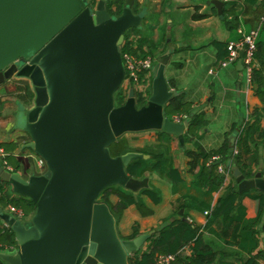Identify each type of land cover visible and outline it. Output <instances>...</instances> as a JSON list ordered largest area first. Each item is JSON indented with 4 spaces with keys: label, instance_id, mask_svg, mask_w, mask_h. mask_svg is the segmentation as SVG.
Listing matches in <instances>:
<instances>
[{
    "label": "water",
    "instance_id": "obj_1",
    "mask_svg": "<svg viewBox=\"0 0 264 264\" xmlns=\"http://www.w3.org/2000/svg\"><path fill=\"white\" fill-rule=\"evenodd\" d=\"M108 2L100 0L94 8L87 0H0V85L16 77L31 81L36 99L25 131L32 141L23 148L47 166L45 174L29 180L0 170V178L37 207L30 221L0 210L19 249L0 253L7 264H130L152 236L122 240L111 208L100 200L116 185L135 197L149 189L147 179H132L126 168L150 157L134 152L113 158L109 148L126 135L153 131L176 135L183 144L188 122L166 115L179 95L166 78L171 53L153 68L145 107H136L133 87L126 103L115 105L126 79L125 34L140 28L142 17L133 12L135 0L127 1L118 18L109 15ZM213 5L222 14L223 3ZM243 58L241 52L237 69L242 71ZM232 176L240 194H264L261 172L249 180L233 165Z\"/></svg>",
    "mask_w": 264,
    "mask_h": 264
},
{
    "label": "crops",
    "instance_id": "obj_2",
    "mask_svg": "<svg viewBox=\"0 0 264 264\" xmlns=\"http://www.w3.org/2000/svg\"><path fill=\"white\" fill-rule=\"evenodd\" d=\"M213 1L223 3L222 14L213 5ZM233 2L237 4L236 7L232 5ZM140 3L141 12L136 15L142 17V24L140 28L135 29L141 32L145 40L143 52L152 53L156 61L171 53L170 62L166 68V78L170 91L178 92V97L184 103H192L195 110L204 113L209 122L208 126L200 133L202 138L199 144L207 152L219 150L227 140L235 146L237 135L241 129L240 125L244 122L254 121L256 118L255 112L260 111L263 113L264 108L254 89L248 84L247 72L244 69L243 71L237 69L238 62L227 67L221 66V62H218L219 52L214 43L230 44L238 42L242 38V36L241 38L239 36V30L250 32L261 27L264 22L262 2L260 1L254 7L245 5V0H140ZM229 12L236 13L239 19L235 30L230 29L229 24L232 17L229 16ZM225 15L226 19L224 18ZM141 37L134 36L133 39L138 41L141 40ZM256 63L258 65L264 63V52H262L259 59L256 58ZM17 80L30 82L28 86L25 85L27 89L29 88L26 93L28 95L32 94L33 98H28L25 92L18 91L19 93L16 94L8 90L11 83ZM20 95L25 100H20ZM35 99L34 87L28 79L16 77L6 84L0 85V144L16 143L19 147L15 152L16 156L24 151L25 157L30 159L31 174L26 176L23 170L18 173L25 180L47 172L46 167L43 170L44 172H39V175H37V169H39L37 161L40 156L30 149L23 148L24 145L32 141V138L25 131V128L22 129L18 125L20 108H24L22 112L27 122L28 113L35 107ZM16 101L18 110L15 112L16 119L12 120L9 106L11 102ZM32 101L33 105H31ZM260 119L261 125L264 127V114ZM234 126H237L236 129L233 128ZM187 130L184 133L183 144L176 135H169L168 140H161L159 138L160 132L156 131L125 136L132 150L154 148L162 154H169L174 160V168L177 173L172 179H169L160 173L147 170L144 177L138 179H147L150 188L155 187L161 192L162 199L159 204H154L150 198L141 195L142 191L139 193L138 196L141 197L145 206L153 211V214L149 217H143L137 207L132 206L127 209L116 224L118 234L122 240H127L133 235L136 225L139 226L140 235L151 234L152 236L156 234L161 226L181 219H186L188 223L204 229L208 225L210 216L206 213H211L218 200L224 195L225 189L231 183H236L232 176L228 184L223 183L222 189L211 190L198 182L196 175L198 169L191 170L189 165L191 160L186 155L187 151L197 150L192 142L185 141ZM260 150L261 166L260 169L254 166L256 174L264 166V150L262 147ZM0 160L2 159L0 158ZM225 166L232 171L233 165L227 163ZM9 186V191L19 196L13 191L10 184ZM179 201H184L188 207L178 209L176 205ZM110 202L116 205L118 197H111ZM242 204L247 209V220L254 218L262 209L259 202L245 200ZM0 210L9 214L8 210L2 209L1 206ZM31 219H25L24 221H30ZM261 223L257 227L261 243L253 251V254L260 253L258 262L264 264V233L262 232L264 216ZM0 224L6 226L1 220ZM223 228L224 224L220 221L216 223L215 229L219 234L223 231ZM205 240L212 248L214 247L224 254V258L220 254L216 264H241L242 260L251 257L248 253L240 250L239 246L233 241L231 242L230 238L221 240L214 235L206 234ZM148 241L137 254L147 251ZM253 246V242L247 244L248 252H251ZM18 251L17 246L15 250L0 253L17 254ZM183 255H191L190 249L187 248Z\"/></svg>",
    "mask_w": 264,
    "mask_h": 264
},
{
    "label": "trees",
    "instance_id": "obj_3",
    "mask_svg": "<svg viewBox=\"0 0 264 264\" xmlns=\"http://www.w3.org/2000/svg\"><path fill=\"white\" fill-rule=\"evenodd\" d=\"M99 0H94L91 2V7L97 6ZM128 0H109L107 5V10L110 16L118 18L122 15L125 5ZM262 2V8H264V0H245V5L248 7H254ZM234 7L237 6L235 2L232 4ZM140 0H135L133 7V12L135 14H140L141 12ZM229 16L232 17L230 22V29L235 30L236 25H238V17L234 12H229ZM226 19V15L224 17ZM257 30L260 31L259 38L257 41V54L256 58L259 59L262 52H264V22L261 27ZM249 33V31H246ZM126 42L122 47V54H133L139 58H153L155 63L156 58L153 54H147L143 52V43L145 42L143 35L138 29H131L126 34ZM134 36H142L141 40L133 39ZM241 38V35H239ZM227 44L215 42L214 46L218 49L219 60L218 62H224L229 56V51L227 50ZM252 89L256 96L260 99L264 108V63L259 65L256 63L254 68L252 83ZM136 91V107L138 109L145 107L150 100L152 95L151 90L147 94ZM30 95V94H29ZM32 98L33 95L31 94ZM129 96V92L124 88H120L115 95L116 106H123ZM166 115L170 120L174 118H179L183 121L188 122L187 133L185 135V141L188 143H193L197 150L187 151L186 155L190 158L191 170L198 169L197 178L198 182L202 186L208 187L211 190H219L223 188L224 176L219 173V165H224L229 163L231 165H236L240 168L246 179L253 178L256 175L254 171V166L260 169V148L264 150V127L261 125L260 117L263 113L256 111V118L254 121L244 122L240 125V132L236 138V144L231 145L228 140L223 143L221 148L217 151L207 152L199 144L202 138L201 132L208 126V120L206 115L202 112H197L192 103H184L180 97H174L170 104L165 108ZM237 126L233 128L236 129ZM159 138L169 139V135L160 133ZM7 153L5 161L12 169L15 174L20 173L23 170L26 176L31 174V164L30 159L25 157L24 151L21 152L19 156H16V151L19 149L16 143H2L0 144ZM109 150L113 158L118 156H123L129 153L138 152L143 155L149 156V160L137 159L134 160L126 168L128 175L132 179H142L147 170L151 172H156L164 175L165 177L172 179L177 173L174 168V160L169 154H162L159 150L144 149V150H132L126 137L119 139L113 144ZM237 151V154L235 153ZM214 155H219L221 157L220 161L213 162L209 164L211 158ZM264 165V159H263ZM7 168L3 165V161L0 160V170ZM261 174L264 178V166L261 169ZM38 173V172H37ZM36 174V173H35ZM39 175V173L37 174ZM9 184L5 183L0 178V206L2 209H7L9 206L23 211L25 219L33 218L37 212L36 205L28 198L19 197L12 194L9 191ZM141 195L147 196L152 200L154 204H159L161 202V192L155 187L149 189H144ZM111 197H118V202L113 205L110 202ZM100 200L106 203L113 211L117 221H120L124 212L130 207H137L139 212L143 217H149L153 214V211L145 206L140 196L135 197L130 191L125 190L121 186H114L105 190L101 196ZM251 200L253 202H259L261 205V210L259 213L250 220L246 219L247 209L244 206L243 201ZM177 208H187V204L184 201H179L177 203ZM240 212V213H238ZM264 216V195L258 190H251L248 193L240 194L239 185L236 183H231L229 187L225 189L224 195L218 200L216 206L212 209L210 213L208 225L206 228L202 229L196 225H192L186 221V219L174 220L170 224L161 226L155 235H153L148 241V249L144 253L137 254L129 259L130 264H158L159 257L161 256H173L175 260L170 264H216L217 258L223 256L224 254L214 247L212 248L208 243H206L205 235L210 234L215 237L225 240L230 238L240 250L248 253L250 259L242 260L241 264H259L258 258L260 253L254 255L253 251L260 245L259 231L257 227L261 225ZM224 224L223 231L219 234L215 229V225L218 222ZM139 226L134 227V232L131 237L127 240H134L140 235ZM262 232L264 233V223L262 226ZM253 242L251 252H248L247 244ZM189 248L191 255H183V252ZM17 249V239L15 233L6 226H1L0 224V252H6ZM0 264H6L0 260Z\"/></svg>",
    "mask_w": 264,
    "mask_h": 264
},
{
    "label": "built area",
    "instance_id": "obj_4",
    "mask_svg": "<svg viewBox=\"0 0 264 264\" xmlns=\"http://www.w3.org/2000/svg\"><path fill=\"white\" fill-rule=\"evenodd\" d=\"M91 4L94 0H88ZM240 35L242 36L241 40L238 42H232L228 44L227 50L229 51V56L226 61L221 63L222 67H227L231 64H236L240 59L241 52H244L243 58V69L247 72L248 84L251 85L254 68L256 66V54H257V41L259 38V30H254L248 32H244L243 30H239ZM123 64L126 73V79L124 83L125 89L129 92V90L133 87L135 90L147 94L149 90H152L153 84V68L155 66V61L153 58H139L133 54H125L123 55ZM174 121L183 123L185 121L175 118ZM237 154V151L235 152ZM7 153H5L4 149L0 147V158L3 161V165L7 168L6 171L12 172L11 168L8 167L5 158L7 157ZM221 157L219 155H214L209 164L213 162L220 161ZM38 168L44 170L46 166V162L43 158L39 157L37 161ZM219 173L224 176V184H228L232 179V171L230 168L219 165ZM8 213L17 220H25V215L23 211H19L11 206L7 208ZM210 213H206L209 215ZM175 260L173 256H161L159 257L158 264H170Z\"/></svg>",
    "mask_w": 264,
    "mask_h": 264
},
{
    "label": "rangeland",
    "instance_id": "obj_5",
    "mask_svg": "<svg viewBox=\"0 0 264 264\" xmlns=\"http://www.w3.org/2000/svg\"><path fill=\"white\" fill-rule=\"evenodd\" d=\"M100 2V0L98 1V3ZM87 4H88V6H91L90 5V2L87 0ZM98 5V4H97ZM30 82H27V81H23V80H17V81H13V83H11V85L8 87V90L10 91V92H12V93H16V94H18L19 92H25V94H27L28 95V93H26V91H28V89L26 88V86L25 85H27L28 86V84H29ZM123 87V86H122ZM121 87V88H122ZM125 88V87H124ZM120 90V89H119ZM19 91V92H18ZM116 95V94H115ZM32 96H31V94H30V97H29V95H28V98H31ZM19 99L21 100H25L24 98H22V96L20 95V97H19ZM149 102V101H148ZM17 101L16 102H11V104H10V106H9V108H10V114H11V119L12 120H15L16 119V115H15V112H17V110H18V106H17ZM31 105H33V101L31 102ZM116 105V104H115ZM24 110V108L23 107H21L20 108V117H19V123H18V125H19V127H21L22 129H24L25 128V124H26V120H25V116H24V114H23V111ZM37 172L39 173V172H44L42 169H37Z\"/></svg>",
    "mask_w": 264,
    "mask_h": 264
},
{
    "label": "flooded vegetation",
    "instance_id": "obj_6",
    "mask_svg": "<svg viewBox=\"0 0 264 264\" xmlns=\"http://www.w3.org/2000/svg\"><path fill=\"white\" fill-rule=\"evenodd\" d=\"M30 61H31L30 59L25 60L26 63H29Z\"/></svg>",
    "mask_w": 264,
    "mask_h": 264
}]
</instances>
